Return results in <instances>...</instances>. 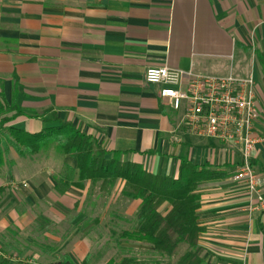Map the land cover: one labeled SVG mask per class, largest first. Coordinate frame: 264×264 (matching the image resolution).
I'll return each instance as SVG.
<instances>
[{
	"label": "crops",
	"instance_id": "0c3cea01",
	"mask_svg": "<svg viewBox=\"0 0 264 264\" xmlns=\"http://www.w3.org/2000/svg\"><path fill=\"white\" fill-rule=\"evenodd\" d=\"M161 67L253 76L261 139L253 166L264 194V0H0V104L13 110L1 115L13 119L0 134L66 122L155 175L177 178L181 160L207 166L218 177L198 188L206 264H264V212L249 211L246 185L233 180L238 149L187 133L183 109L144 81ZM0 141V264L115 261L99 258L104 231L135 215L139 201L111 208L69 156L20 157Z\"/></svg>",
	"mask_w": 264,
	"mask_h": 264
},
{
	"label": "trees",
	"instance_id": "16d2710c",
	"mask_svg": "<svg viewBox=\"0 0 264 264\" xmlns=\"http://www.w3.org/2000/svg\"><path fill=\"white\" fill-rule=\"evenodd\" d=\"M13 111L0 104V117ZM23 112L15 110V116ZM13 118H1L0 127ZM20 157L39 155L51 147L76 163L79 181L107 186L123 183V196L139 201L134 226L121 230L122 241L144 244L165 261L142 262L123 258L106 264H206L198 239L203 232L199 225V186L218 175L209 167L199 168L181 160L177 178L163 177L145 171L140 165L123 160L122 153L105 151L92 137L79 132L66 122H58L42 132L29 134L16 128H5ZM3 153L0 141V166ZM165 209L164 212L162 210ZM182 250V251H181ZM176 258V261L172 260ZM51 264H74L69 257Z\"/></svg>",
	"mask_w": 264,
	"mask_h": 264
},
{
	"label": "built area",
	"instance_id": "2783aa9c",
	"mask_svg": "<svg viewBox=\"0 0 264 264\" xmlns=\"http://www.w3.org/2000/svg\"><path fill=\"white\" fill-rule=\"evenodd\" d=\"M144 81L160 86V98L173 110L183 109L187 133L238 149L241 162L233 180L246 185L249 211L264 212L262 179L253 166L261 141L254 133L260 113L253 76H215L161 67L147 69Z\"/></svg>",
	"mask_w": 264,
	"mask_h": 264
},
{
	"label": "rangeland",
	"instance_id": "374dc122",
	"mask_svg": "<svg viewBox=\"0 0 264 264\" xmlns=\"http://www.w3.org/2000/svg\"><path fill=\"white\" fill-rule=\"evenodd\" d=\"M5 113L6 112H4L3 114ZM1 132L2 133L0 135H3L5 139H7L10 143H12V139L10 138L6 130L3 129L1 130ZM49 150L58 152L55 149V146L51 147ZM100 187H101L100 184H96V189L100 190ZM122 193H123V188L117 182L114 185L105 187L102 192V196L106 200L111 198L114 202V205H112L111 208H114L116 210H123L125 207L127 208V206L131 205L132 203L137 204L138 201L136 202L130 201L126 199ZM134 216L135 215L127 218L125 221H122L120 223H116L115 226H113V230L110 233L104 231V234H106L105 239L109 243V246L108 248L106 247V249L108 250L105 249L103 253L99 254V258L104 257L105 259H108L110 257H113L117 262H119L123 258H130L142 262L165 261L164 259L158 257V254L155 253L153 250L151 252L148 249V247L144 244L127 242L119 239L118 233L121 230L131 229L134 226L135 223ZM98 234L100 236L102 234L101 231H99ZM172 261L175 262L176 258H174Z\"/></svg>",
	"mask_w": 264,
	"mask_h": 264
}]
</instances>
